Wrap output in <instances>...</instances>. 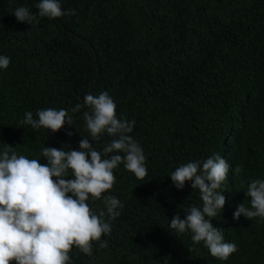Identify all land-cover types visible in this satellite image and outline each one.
<instances>
[{
    "label": "trees",
    "instance_id": "16d2710c",
    "mask_svg": "<svg viewBox=\"0 0 264 264\" xmlns=\"http://www.w3.org/2000/svg\"><path fill=\"white\" fill-rule=\"evenodd\" d=\"M39 2L0 0V56L11 59L0 69V156L7 150L47 164L45 147L79 150L82 138L102 151L114 137L92 141L89 109H72L106 91L117 117L135 121L129 135L146 157L143 180L123 163L114 169L116 183L102 197L122 202L116 219L103 199L86 202L105 211L111 232L91 255L73 246L70 264H264V219L233 218L239 205L251 207L249 182L264 180V0H59L75 14L55 19L39 16ZM19 7L38 23L18 22ZM48 108L67 110L72 126L53 133L22 123L26 112L38 119ZM216 154L230 168L219 190L225 206L209 219L238 248L226 261L190 231L170 228L174 216L203 206L190 181L180 190L170 175Z\"/></svg>",
    "mask_w": 264,
    "mask_h": 264
},
{
    "label": "clouds",
    "instance_id": "9594fccd",
    "mask_svg": "<svg viewBox=\"0 0 264 264\" xmlns=\"http://www.w3.org/2000/svg\"><path fill=\"white\" fill-rule=\"evenodd\" d=\"M36 7L40 17L50 19L75 14L74 10L63 11L59 0H40ZM13 15L21 23L31 26L34 21L38 23L26 7L15 9ZM10 63L8 56H0V69H7ZM83 107L89 109L83 113V120L92 141H99L105 132L114 137L102 151L89 139L82 138L79 150H71L68 145L67 151L65 146L45 147L42 156L47 164L14 152L9 156L7 150L0 156V264H70L73 246L91 255L93 242L101 241L102 235L111 232L106 213L114 220L120 215L118 209L123 207L115 196L102 197L116 183L114 169L123 163L138 180L147 176L144 151L129 135L135 121L117 117V105L106 91L85 95L83 104H76L72 112ZM37 116L34 119L32 112H26L22 123L53 133L73 123V117L65 109L38 110ZM229 168L227 160L216 154L205 161L181 165L170 175L180 190L190 181L203 202L202 208L191 207L184 219L174 216L170 228L181 234L190 231L194 243L203 242L211 256L221 261L238 250L235 243L225 242L222 230L209 219L215 218L225 206L226 198L219 190L228 178ZM234 171L238 174L242 169L237 166ZM69 175L74 179H65ZM246 196L250 197L251 207L239 205L233 218L238 220L243 215L248 220L264 219V180L250 181ZM90 197L103 199L106 213L94 212L86 203ZM100 247H107V242H101Z\"/></svg>",
    "mask_w": 264,
    "mask_h": 264
}]
</instances>
